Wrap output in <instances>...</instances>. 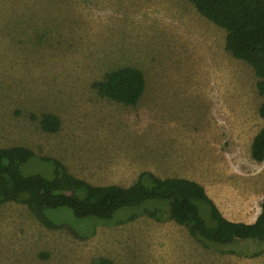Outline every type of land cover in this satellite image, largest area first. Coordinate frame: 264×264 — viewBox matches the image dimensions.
Returning <instances> with one entry per match:
<instances>
[{
    "label": "rangeland",
    "instance_id": "374dc122",
    "mask_svg": "<svg viewBox=\"0 0 264 264\" xmlns=\"http://www.w3.org/2000/svg\"><path fill=\"white\" fill-rule=\"evenodd\" d=\"M226 31L189 0H0V147L34 155L23 174L54 175V160L95 185L129 186L147 171L202 185L229 220L253 222L264 161L251 143L264 125L253 69L224 47ZM124 66L142 70L135 105L94 83ZM59 118L56 132L39 125ZM159 200H151L157 202ZM123 208L120 211L128 210ZM116 223L66 207L47 228L17 201L0 204V264H264V241L204 246L189 228L142 210ZM47 254L44 258L41 254Z\"/></svg>",
    "mask_w": 264,
    "mask_h": 264
},
{
    "label": "trees",
    "instance_id": "16d2710c",
    "mask_svg": "<svg viewBox=\"0 0 264 264\" xmlns=\"http://www.w3.org/2000/svg\"><path fill=\"white\" fill-rule=\"evenodd\" d=\"M196 10L226 31L225 49L253 69L256 88L264 96V0H189ZM98 94L126 105H135L145 90L141 69L124 66L106 74L94 83ZM264 118V103L259 106ZM39 125L45 132L59 129V118L42 113ZM34 155L23 146L0 147V204L17 201L25 204L45 227H64L47 215L48 209L66 207L76 218H93L106 222L125 223L134 220L142 210L150 217L166 218L189 228L192 236L204 245L230 244L235 239L264 241V195L260 211L253 222L227 219L198 182L181 177L161 179L143 171L129 186L95 185L70 173L54 160V175L23 174L20 164ZM251 156L264 161V125L251 143ZM151 200L157 202L148 203ZM123 208H129L120 211ZM264 248L253 253L260 255ZM47 254H41L45 257ZM89 264H114L105 256L93 258Z\"/></svg>",
    "mask_w": 264,
    "mask_h": 264
}]
</instances>
